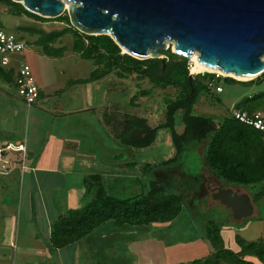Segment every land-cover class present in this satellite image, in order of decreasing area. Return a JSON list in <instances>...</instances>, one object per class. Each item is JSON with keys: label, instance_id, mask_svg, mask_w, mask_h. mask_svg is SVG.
Listing matches in <instances>:
<instances>
[{"label": "trees", "instance_id": "1", "mask_svg": "<svg viewBox=\"0 0 264 264\" xmlns=\"http://www.w3.org/2000/svg\"><path fill=\"white\" fill-rule=\"evenodd\" d=\"M0 4L4 5L6 13L13 17L25 16L41 22L65 23L66 27L56 31L48 32L34 26L18 27L17 30L34 37L35 40L31 44L40 49L42 56L47 58H62L65 55L67 47L61 46L62 38L69 34L72 38L71 51L93 65L90 76L80 81L81 83L100 80L113 72H116L117 78L134 75L138 81L147 79L150 89L132 96L131 106L137 98L151 96L155 89L165 91L173 88L177 91L174 98L163 99L165 119L155 127L150 126L145 118L126 114L120 121L113 123L109 115L103 114V126L109 128L108 133L119 144L127 148H147L155 142L158 131L164 129L169 132L175 154L173 158L159 163L158 170L160 167L162 169L174 164L187 146L195 144L197 153L198 149L202 150L198 155L205 167L220 184L223 183L222 186L250 189L264 181L263 133L239 123L232 117L231 112L226 113L218 123L193 114V107L199 95L211 94V87L221 80L247 87L261 86L264 84V73L248 82L216 77L213 73L198 74L189 80V61L173 54L169 48L160 51V54L169 60L167 62L165 59L138 60L128 54L121 55V49L108 36H88L80 33L70 26L65 12L55 19H46L28 12L21 4L11 0H0ZM0 31H3L1 22ZM19 39L24 41L22 37ZM191 68L189 67L190 71ZM195 71L206 72L197 66ZM10 73L0 67V77H9L11 80ZM233 111L248 114L264 112V89L253 90L245 95L234 104ZM177 112L181 113V133L175 129ZM142 169L145 175L151 167L143 166ZM150 173L149 176L153 175V171ZM143 185L140 194L117 198L107 194L99 175L87 176L83 197H86V204L78 209L68 210L51 224L50 248L56 251L79 242L103 224L112 223L117 230L126 226L139 228L152 223L171 222L180 214L184 202L181 194L168 193L165 186L153 179ZM263 197L264 189L252 193L254 202ZM205 238L211 247L208 255L203 259L179 264H264V240L246 241L237 237L238 250L233 251L223 246L219 228L213 223L206 225Z\"/></svg>", "mask_w": 264, "mask_h": 264}, {"label": "rangeland", "instance_id": "2", "mask_svg": "<svg viewBox=\"0 0 264 264\" xmlns=\"http://www.w3.org/2000/svg\"><path fill=\"white\" fill-rule=\"evenodd\" d=\"M0 22L4 32L22 37L27 42L25 50L13 55L12 59L22 61L30 67L34 81L39 88L44 87V92H53L54 90L47 88V86L54 82L57 86L55 89L59 90L58 99H62L59 96L62 93L67 94V97L64 96L66 102L70 101L75 105H80L83 98H87L88 102L93 99L95 106L97 103L103 105V110H106V106H108L113 123L120 121L122 116L127 113L141 117L149 114L150 122L153 125L164 121L163 99L166 97L174 98L177 94L175 89L168 88L165 91L155 89L151 96L137 98L134 105L131 106V97L139 95L143 90L150 89V83L147 79L138 81L134 75L117 78L116 72H113L109 76L111 86L108 95L106 93L101 95L105 91L102 86L107 83V80L99 82V87L94 86L93 90L88 88L86 92L82 91V86H72L69 81L77 78L87 79L93 70V65L90 61L79 58L71 51L72 38L69 34L62 38L61 44V46L67 47L66 55L62 58H47L42 56L40 49L31 44L35 40L34 37L17 30L18 27L34 26L48 32L56 31L66 27L65 23L41 22L25 16L13 17L6 13V7L2 4H0ZM55 46L58 47V45ZM168 48L172 51L171 43H169ZM120 54L126 53L121 50ZM161 57L166 62L169 61L166 56L161 55ZM191 66L196 68L194 63L189 61L188 74L192 73V77L198 74L212 73H197L192 68L190 71L189 67ZM217 75L226 77L218 73ZM213 86L211 87V94L199 95V99L193 107V114L210 118L215 123L220 122L226 113L232 112L234 104L245 95L253 90L264 89V84L247 87L225 80H221ZM217 87L221 88V92L216 90ZM6 97H9V101L18 103L15 87L0 79V100ZM180 118L181 113L177 112L175 129L178 133L183 130ZM13 120L20 130L25 126L24 122H21L22 117L15 116ZM170 141L169 132L164 129L159 130L155 142L145 150L144 158L165 159L171 151ZM194 146L196 145L190 144L174 164L164 166L162 169L160 167L158 170V180L165 186L166 191L181 194L184 198L182 210L174 220L166 223H152L139 228L126 226L121 230L115 229L112 223L103 224L79 242L68 245V248H61L59 252L56 251L58 258L57 254L53 253L54 264H179L203 259L211 251V247L205 238V227L209 223H213L219 228L223 246L233 251L238 250L237 237L246 241L264 240V197L255 202L252 199L253 192L264 189V181L255 184L250 189L233 186L239 194L248 195L253 206V214L250 217L236 221L228 207L213 199L210 189L220 187L223 183L220 184L210 174L198 155V153H202L201 148L198 149L197 153ZM16 181L14 179V186L18 183ZM12 191L13 202H10L9 195L6 199L13 203L15 214L18 217V211L21 208L18 207V204L20 202L24 204L28 200L27 196L22 194L23 197L20 196L21 201L19 202L16 195L18 189L15 187ZM86 202L85 197L80 206ZM38 204V197L34 195L33 205L40 220V216L42 219L43 215L41 210L39 211ZM22 211L24 212L23 209ZM25 219V215L23 218L22 213L20 221H17V224L15 222V227L19 224V234L23 231L24 226H27ZM28 224H32V220ZM111 232L115 234L112 235ZM251 260L255 261L254 259ZM12 264L17 263L14 261ZM18 264L22 263L18 262Z\"/></svg>", "mask_w": 264, "mask_h": 264}, {"label": "crops", "instance_id": "3", "mask_svg": "<svg viewBox=\"0 0 264 264\" xmlns=\"http://www.w3.org/2000/svg\"><path fill=\"white\" fill-rule=\"evenodd\" d=\"M20 62L12 59L9 67L4 69L11 72V80L9 77L0 79L14 86ZM109 76L90 83H81L86 78H77L70 80L69 84L80 85L86 92L107 80L102 86L105 89L101 93L103 96L110 92ZM35 85L39 98L32 106H26L19 98L18 103L9 101V97L0 100V264H12L14 261L17 264H54L53 253L58 258L60 249L56 252L49 246L50 226L68 210L81 207L87 176L99 175L107 194L126 198L140 194L144 182L159 181L157 165L175 154L170 141L171 151L165 159L144 158L145 150L152 145L143 149L124 147L108 133L109 128L103 126L101 118L103 114L109 115L108 106L103 110V105L97 103L95 106L94 100L88 102L87 98H83L80 105H75L64 100L67 94L62 93L59 95L62 99H58L56 83L47 86L54 90L51 93L44 92V87L40 89L36 82ZM129 115L145 118L152 127L158 125L150 122L149 114L143 117ZM15 116L22 117L21 122L25 126L21 130L14 124ZM148 165L151 169L144 175L142 168ZM151 171L153 177L149 176ZM14 179L18 182L15 186ZM15 187L18 189V201L23 195L28 200L27 206V202L18 204L21 207L18 217L13 203H10L13 202L12 189ZM219 188H231L238 193L231 185ZM8 195L10 202L6 199ZM34 195L38 197L39 211L43 215L40 220L33 205ZM22 213L29 227L25 225L19 234V224L15 227V222L20 221Z\"/></svg>", "mask_w": 264, "mask_h": 264}, {"label": "water", "instance_id": "4", "mask_svg": "<svg viewBox=\"0 0 264 264\" xmlns=\"http://www.w3.org/2000/svg\"><path fill=\"white\" fill-rule=\"evenodd\" d=\"M11 1L46 19L65 12L80 33L108 36L138 60L163 59L160 51L171 43L173 54L187 60L197 55L209 69L248 78L241 82L264 73V0ZM212 197L236 221L253 214L246 194L218 188Z\"/></svg>", "mask_w": 264, "mask_h": 264}, {"label": "built area", "instance_id": "5", "mask_svg": "<svg viewBox=\"0 0 264 264\" xmlns=\"http://www.w3.org/2000/svg\"><path fill=\"white\" fill-rule=\"evenodd\" d=\"M27 47L26 42L12 33L0 31V67H9L12 57L19 54ZM216 77L219 75L215 74ZM222 77V76H220ZM14 87L18 98L26 105L32 106L39 98V91L35 85L30 67L20 62L14 78ZM218 92L221 88L217 87ZM232 117L239 123L252 127L264 134V112L248 114L246 112L232 111Z\"/></svg>", "mask_w": 264, "mask_h": 264}, {"label": "bare ground", "instance_id": "6", "mask_svg": "<svg viewBox=\"0 0 264 264\" xmlns=\"http://www.w3.org/2000/svg\"><path fill=\"white\" fill-rule=\"evenodd\" d=\"M188 61H191L192 63H194L195 66L200 67L202 70H204L206 72H212V73H216V74L218 73L220 75H223V76H226V77H230V78H233V79L238 80V81H247L248 80V78L239 77V76L233 75L231 73L226 74V73L220 72V71L215 70V69H209V68L201 65L200 63H198L197 55H193L190 59H188ZM190 74H192V73H190Z\"/></svg>", "mask_w": 264, "mask_h": 264}, {"label": "flooded vegetation", "instance_id": "7", "mask_svg": "<svg viewBox=\"0 0 264 264\" xmlns=\"http://www.w3.org/2000/svg\"><path fill=\"white\" fill-rule=\"evenodd\" d=\"M219 187H216V188H213V189H210L213 192H215ZM216 189V190H215Z\"/></svg>", "mask_w": 264, "mask_h": 264}]
</instances>
